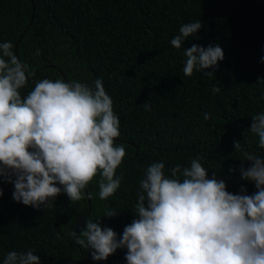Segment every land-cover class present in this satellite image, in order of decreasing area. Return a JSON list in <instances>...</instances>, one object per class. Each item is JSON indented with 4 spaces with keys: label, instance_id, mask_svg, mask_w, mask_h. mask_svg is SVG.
<instances>
[{
    "label": "trees",
    "instance_id": "16d2710c",
    "mask_svg": "<svg viewBox=\"0 0 264 264\" xmlns=\"http://www.w3.org/2000/svg\"><path fill=\"white\" fill-rule=\"evenodd\" d=\"M198 20L201 29L174 49L181 25ZM2 42H11L33 73L22 97L45 78L92 86L102 80L126 156L115 174L120 187L106 200L98 197L99 175L85 189L90 200L71 202L62 191L40 209L15 202L13 185L0 182V264L9 251L29 250L40 264H127L126 249L93 261L70 232L79 234L89 217L119 239L154 162L163 161L170 176L174 166L202 157L208 177L224 180L229 192H255L240 178L242 155L233 142L264 157L247 132L252 116L264 113V0H0ZM192 45L222 48L223 60L206 70L213 77L183 75V52ZM111 210L117 215L103 217Z\"/></svg>",
    "mask_w": 264,
    "mask_h": 264
},
{
    "label": "clouds",
    "instance_id": "9594fccd",
    "mask_svg": "<svg viewBox=\"0 0 264 264\" xmlns=\"http://www.w3.org/2000/svg\"><path fill=\"white\" fill-rule=\"evenodd\" d=\"M201 27L199 20L182 24L171 46L181 49ZM183 55L185 77L194 71L213 77L206 70L224 58L218 45H192ZM32 75L13 44L0 43V182L13 185L15 202L34 209L52 204L62 191L71 202L90 200L85 189L97 175L99 199L111 197L120 187L122 177L115 174L126 150L115 142L120 121L102 80L92 86L45 78L22 97ZM142 106L149 109L147 102ZM247 132L264 149V113L252 116ZM233 148L241 152L240 178L254 185L253 194L243 188L231 193L224 180L209 178L202 157L187 167L174 166L170 176L163 161L154 162L140 181L135 218L119 239L100 219L88 217L79 234L70 232L72 240L90 250L93 261L126 249L127 264H264V157L243 150L240 141ZM3 264H40V258L31 250L9 251Z\"/></svg>",
    "mask_w": 264,
    "mask_h": 264
}]
</instances>
